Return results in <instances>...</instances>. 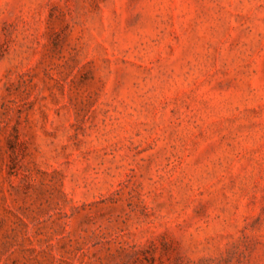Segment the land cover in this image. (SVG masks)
<instances>
[{
  "label": "rangeland",
  "instance_id": "obj_1",
  "mask_svg": "<svg viewBox=\"0 0 264 264\" xmlns=\"http://www.w3.org/2000/svg\"><path fill=\"white\" fill-rule=\"evenodd\" d=\"M0 264H264V0H0Z\"/></svg>",
  "mask_w": 264,
  "mask_h": 264
}]
</instances>
